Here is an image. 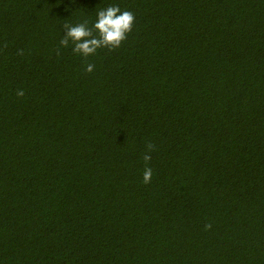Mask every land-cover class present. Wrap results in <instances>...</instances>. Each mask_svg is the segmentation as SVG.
Listing matches in <instances>:
<instances>
[{
    "label": "trees",
    "instance_id": "trees-1",
    "mask_svg": "<svg viewBox=\"0 0 264 264\" xmlns=\"http://www.w3.org/2000/svg\"><path fill=\"white\" fill-rule=\"evenodd\" d=\"M0 264H264V0H0Z\"/></svg>",
    "mask_w": 264,
    "mask_h": 264
},
{
    "label": "clouds",
    "instance_id": "clouds-1",
    "mask_svg": "<svg viewBox=\"0 0 264 264\" xmlns=\"http://www.w3.org/2000/svg\"><path fill=\"white\" fill-rule=\"evenodd\" d=\"M135 23V15L129 10H121L118 5H109L106 8H100L96 12V20L90 25L88 19L75 25L71 23L63 24V37L59 40V47L56 54H60V48L71 46L73 54L81 56L87 60V57L93 56L99 49H108L113 51L118 49L127 39ZM22 55L23 53H18ZM94 64H85L84 71L88 74L94 71ZM18 97H23L25 92L18 89ZM155 150L152 143L147 144V151L143 155L145 168L143 172V183L151 182L153 171L149 167L151 161L150 153ZM211 228V224L205 226L206 230Z\"/></svg>",
    "mask_w": 264,
    "mask_h": 264
}]
</instances>
